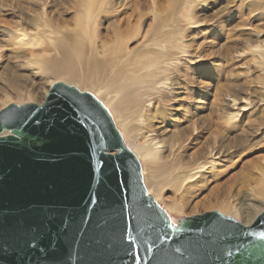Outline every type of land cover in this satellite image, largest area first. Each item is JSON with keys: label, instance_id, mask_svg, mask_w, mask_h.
Returning <instances> with one entry per match:
<instances>
[{"label": "bare ground", "instance_id": "1", "mask_svg": "<svg viewBox=\"0 0 264 264\" xmlns=\"http://www.w3.org/2000/svg\"><path fill=\"white\" fill-rule=\"evenodd\" d=\"M51 1L0 0V110L10 104L31 103L37 90L41 102L48 91L43 84L52 85L59 79L80 91L89 89L110 113L126 147L141 162L148 194L179 227L168 210L182 212L189 200L187 185L203 173L214 175L216 162L229 153L223 144L226 138L216 135L218 117L227 126L239 125L241 113L251 115L259 108V115L250 117L249 125L264 123V23H254L264 20V0L262 13L239 15L234 33L239 36L243 31L244 40L222 46L219 64L203 60L198 48L190 47L186 39V30L200 21L191 11L195 0H172L171 5H176L173 11L155 13L137 49L128 47L129 27L122 30L119 20L110 16L120 12L122 2L70 0V23L51 17ZM253 6L248 0L244 8L254 12ZM103 23L105 36L99 33ZM236 39L231 37L230 43ZM221 56L227 58L226 65ZM221 71L232 81L220 87L215 100L206 102L211 96V91H206L209 81L215 76L218 87ZM97 74L103 82L90 80ZM207 77L208 82L197 79ZM238 77L243 80L239 84ZM205 105L209 126H202ZM204 130L209 131V139H205L209 145L188 154ZM259 170L256 187L244 193L238 206L219 207L220 213L235 219L239 216L248 224L264 209L263 205L252 212L256 203L264 201V167ZM168 188L174 193L171 200L164 197Z\"/></svg>", "mask_w": 264, "mask_h": 264}, {"label": "water", "instance_id": "2", "mask_svg": "<svg viewBox=\"0 0 264 264\" xmlns=\"http://www.w3.org/2000/svg\"><path fill=\"white\" fill-rule=\"evenodd\" d=\"M178 224L91 93L57 81L0 110V264H264V209Z\"/></svg>", "mask_w": 264, "mask_h": 264}, {"label": "rangeland", "instance_id": "3", "mask_svg": "<svg viewBox=\"0 0 264 264\" xmlns=\"http://www.w3.org/2000/svg\"><path fill=\"white\" fill-rule=\"evenodd\" d=\"M71 1H51V7L48 8L51 17L56 21H67L71 23L73 13V9L71 8L73 3ZM171 1L172 0H152L150 3L149 1L147 2V0H114V3L117 5H120L121 2L123 5H120V12L118 14H110V16L116 17L117 20H119L117 23H119L122 30L129 27L131 31V36L128 40L129 48L137 49L139 47L144 39V35H146L148 29H150V25H152L154 21L155 13L161 14L164 11H173L172 9L175 8L176 5H171ZM203 1L204 0H195V3L191 7L192 13L198 17L200 21L196 27L186 30V39L190 47L198 48L203 60L219 64L218 54L222 53H220V51H222L220 49L222 46L236 44L244 40L243 31L239 36L234 33L236 24L239 21V15L243 14L244 17H246L249 15L256 16L258 13H262L263 0H252L254 3L253 7L256 8L254 12H248V9L244 8L247 6L248 0H205L204 3ZM249 9L251 8L249 7ZM261 21L264 23L263 19L255 21L254 23L259 24ZM105 27L106 23H103L99 27L101 36L107 35ZM247 27L248 26H245L244 28ZM244 33H246V30H244ZM231 37L237 39L233 43H230ZM221 58L223 62L227 59L222 56ZM3 64L4 62L1 63L2 68ZM224 64L226 65V62ZM1 70L0 67V71ZM198 75L199 72L197 73V76ZM94 76L95 77L92 76L93 78L90 77L91 81L98 83L103 82V77L101 78L98 74V78L96 75ZM218 77L220 79L218 87L216 86L215 76L214 80L210 79V81L209 77H207L208 80L206 78H197L206 82L209 81L210 88L206 91H211V96L206 97V102L215 100L217 93L221 91L220 87H227L232 81V78H229L223 71L218 73ZM58 81L68 84L62 79ZM242 81V79L239 80V77L237 78V84ZM50 86L51 85L48 83H44L42 88L49 90ZM87 90L89 92V89ZM40 94L41 92L39 90L34 92L30 99L31 102H43L45 97L41 102L38 101ZM222 104L223 102L221 105ZM254 109H256V111H252L253 113L251 115L240 114V117H238V119L241 118V120H239V125L227 126L222 119L218 117L216 120V122H218L216 135L218 138H226L223 144L227 149L226 153H229L227 157L224 158V156H222L220 161L216 162L217 166L214 175H211L210 172L203 173V176L187 185L185 194L187 200L188 198L189 200L185 209L178 213H173L168 210V214L170 216L172 215V219L174 220V218H176L174 221L178 223L189 216L202 214L215 209L216 211H220L219 207L238 206L243 199L244 193L251 187H256V181L260 174L259 169L264 167V133L261 134V130H264V123L260 126L257 124L255 126L249 125L250 117L253 118V116H258L260 112L259 108ZM249 111H251L250 108ZM201 117L203 121L202 126H209L210 113L206 105ZM238 119L236 121H238ZM208 134L209 131L204 130L201 133L202 139L199 138V143L193 145L187 153L191 154L197 147L202 149L203 146L209 145V142L205 140L207 137L209 139ZM173 196L174 193L172 189L168 188V190H165L164 197L167 198L166 200H171ZM261 202L260 200L259 204L256 203L254 205V209H252L253 213H256L258 209L264 205V201L260 204ZM161 203L166 208L165 203ZM236 219L243 222L242 218L239 216H236Z\"/></svg>", "mask_w": 264, "mask_h": 264}]
</instances>
